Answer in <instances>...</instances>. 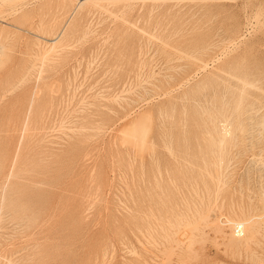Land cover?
<instances>
[{
  "label": "rangeland",
  "instance_id": "obj_1",
  "mask_svg": "<svg viewBox=\"0 0 264 264\" xmlns=\"http://www.w3.org/2000/svg\"><path fill=\"white\" fill-rule=\"evenodd\" d=\"M64 1L0 5V264H264V0Z\"/></svg>",
  "mask_w": 264,
  "mask_h": 264
},
{
  "label": "bare ground",
  "instance_id": "obj_2",
  "mask_svg": "<svg viewBox=\"0 0 264 264\" xmlns=\"http://www.w3.org/2000/svg\"><path fill=\"white\" fill-rule=\"evenodd\" d=\"M8 1H12V0H0V5H1V3H7ZM59 2H58V4L60 5V6H64L65 4L67 5L68 4V2L67 3H65V1L64 2H60V0H58ZM62 1V0H61ZM88 0H78L77 1V6L76 7H81V5H83L85 2H87ZM89 1H91V2H93V0H89ZM94 1H96V0H94ZM108 1V0H107ZM140 1V0H139ZM187 1V0H186ZM112 2V1H111ZM57 3V2H56ZM110 3V2H109ZM73 4V3H72ZM65 5V6H66ZM5 6V5H4ZM59 6V7H60ZM69 6V5H68ZM10 8V7H9ZM17 8V7H16ZM22 8V7H21ZM81 9V8H80ZM68 10V9H67ZM75 10V9H74ZM19 12V11H18ZM76 14V13H75ZM70 15H72L71 13H70ZM70 20V19H69ZM69 22V21H68ZM64 27V26H63ZM60 32V31H59ZM61 32H62V30H61ZM67 33V32H66ZM58 35H59V33H57ZM39 35V34H38ZM60 36H62V34H60ZM43 37V36H42ZM44 38V37H43ZM55 38H57V36L55 37ZM63 38V37H62ZM38 39V38H37ZM41 41V40H40ZM53 41V40H52ZM61 42H62V40H60ZM59 41V42H60ZM41 43V42H40ZM55 43V42H54ZM7 43H5L4 42V44H3V42L1 43L0 42V66H1V64L3 63V60H4V58H5V53L7 54V52H6V48H7V45H6ZM39 44V43H38ZM59 44V43H58ZM61 44V43H60ZM48 46V45H47ZM52 46V45H51ZM61 46V45H60ZM46 47V46H45ZM49 48V47H48ZM209 48V47H208ZM50 50V49H49ZM41 54V53H40ZM199 62V61H198ZM199 67V66H198ZM204 67V66H203ZM241 94V93H240ZM240 103V102H239ZM238 103V104H239ZM243 105V104H242ZM248 105V104H247ZM246 105V106H247ZM224 107V106H223ZM210 108V107H209ZM226 109V108H225ZM229 109V108H228ZM232 109V108H231ZM234 110H237V108L236 109H234ZM232 112V111H231ZM219 115H220V113H219ZM240 115V114H239ZM208 116V115H207ZM210 116V115H209ZM221 116V115H220ZM225 116H227V115H225ZM224 116V117H225ZM234 116V115H233ZM229 117V116H228ZM211 119V118H210ZM220 120V119H219ZM233 121V120H232ZM226 122V121H225ZM221 123V122H220ZM231 124V123H230ZM213 126V125H212ZM225 126V125H224ZM214 128V127H213ZM224 128V127H223ZM222 128V129H223ZM226 128V127H225ZM243 128V127H242ZM208 132V131H207ZM224 134L225 135H227L229 132L227 131V130H224ZM223 134V135H224ZM233 135V134H232ZM222 137H224L225 138V136H222ZM170 138V137H169ZM233 138V137H232ZM221 141H223L222 140V138L220 139ZM218 144V143H217ZM215 146V145H214ZM167 147V146H166ZM215 152V151H214ZM222 154H223V152H222ZM220 157V156H219ZM222 159V158H221ZM157 161V160H156ZM219 164V163H218ZM222 165V164H221ZM216 167V166H215ZM205 170H206V168H205ZM152 172V171H151ZM207 172V171H206ZM211 172V171H210ZM219 172H221L220 170H219ZM159 174V173H158ZM213 174V173H212ZM211 174V175H212ZM37 175V174H36ZM215 175V174H214ZM218 176V175H217ZM220 176V175H219ZM204 178V177H203ZM218 179H219V177H218ZM174 180V179H173ZM226 182V181H225ZM204 183V182H203ZM224 183V182H223ZM191 184V183H190ZM219 184V183H218ZM217 188H218V186H217ZM210 189V188H209ZM194 191V190H193ZM219 191V190H218ZM201 192H203V191H201ZM184 195V194H183ZM255 195V194H254ZM200 197V196H199ZM218 200V199H217ZM262 201V200H261ZM250 202V201H249ZM210 203V202H209ZM206 204V203H205ZM234 205V204H233ZM232 205V206H233ZM177 206V205H176ZM254 206V205H253ZM262 206V205H261ZM233 208V207H232ZM264 208V207H263ZM234 209V208H233ZM249 209H250V206H249ZM257 209V208H256ZM259 209V208H258ZM211 210V209H210ZM197 213V212H196ZM248 213V212H247ZM198 214H199V212H198ZM228 214V213H227ZM245 214V213H244ZM193 215V214H192ZM203 215V214H202ZM235 215H236V213H235ZM248 215H250V214H248ZM264 215V214H263ZM150 216V215H149ZM189 216V215H188ZM206 216V215H205ZM204 216V217H205ZM208 216H209V214H208ZM221 216H223L224 217V215H221ZM220 216V217H221ZM252 216H254V214L252 215ZM252 216H249V217H245V215H244V218H236V219H227V225H229V226H231L230 227V229H232V237L231 236H229V240L227 239V241H229V243H232L231 244V246L233 247V246H236V247H242V245H244V246H246L245 248H246V250L249 248L248 246H251V245H249V244H252V243H250V242H252V240L253 239H256V237H255V235L259 232V230H258V228H257V226L259 225H257V221L256 220H254V218L252 217ZM256 217V216H255ZM259 217V216H258ZM200 218V217H199ZM201 218H203V217H201ZM205 218H207V217H205ZM262 218V217H261ZM260 218V219H261ZM219 219V218H218ZM256 219H259V218H256ZM259 219V220H260ZM182 220V219H181ZM196 220V219H195ZM221 220V219H220ZM220 220H219V222H220ZM264 221V220H263ZM72 222V221H71ZM188 222V221H187ZM186 222V223H187ZM209 222V221H208ZM218 223V222H217ZM222 223V222H221ZM220 223V224H221ZM168 224H169V222H168ZM222 224H224V225H226V223H225V220H224V223H222ZM178 225V224H177ZM197 225V224H196ZM198 225H200V224H198ZM209 225H210V223H209ZM113 226V225H112ZM187 226V225H186ZM207 226V225H206ZM213 226H215V223L213 224ZM260 226L261 225H259V228H260ZM216 228H217V230H219V228L217 227V225L215 226ZM199 228V227H198ZM178 229V228H177ZM195 229V228H194ZM193 229V230H194ZM262 229V228H261ZM152 230V229H151ZM221 230H222V228H221ZM163 231V230H162ZM166 231V230H165ZM197 231V230H196ZM199 231V230H198ZM220 231V230H219ZM218 231V232H219ZM223 232V231H222ZM175 233V232H174ZM178 234V233H177ZM191 234H192V232H191ZM229 234H231V233H229ZM228 234V235H229ZM258 235V234H257ZM185 236V235H184ZM193 236V235H192ZM197 237V236H196ZM255 237V238H254ZM164 239V238H163ZM191 240V239H190ZM256 241V240H255ZM177 243V242H176ZM175 243V244H176ZM227 243V242H226ZM229 243H227V244H229ZM254 243V242H253ZM225 244V243H224ZM257 244V243H256ZM164 245V244H163ZM172 249H173V247L172 246H170ZM176 247H177V245H176ZM248 247V248H247ZM187 249V248H186ZM250 249V248H249ZM248 249V251H251V250H249ZM160 250V249H159ZM166 250V249H165ZM244 251H245V249H244ZM166 252H168V251H166ZM171 252H174V251H169V253H171ZM162 253V252H161ZM153 254V253H152ZM165 254H167V253H165ZM164 254V255H165ZM158 256V255H157ZM168 256H169V254H168ZM171 256V255H170ZM246 256V255H245ZM167 257V256H166ZM167 259V258H166ZM169 261V260H168ZM162 262V261H161ZM108 263V262H107ZM156 263V262H155ZM168 263V262H167ZM102 264V263H101ZM164 264V263H163Z\"/></svg>",
  "mask_w": 264,
  "mask_h": 264
}]
</instances>
